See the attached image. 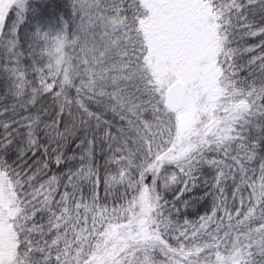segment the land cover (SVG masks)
Returning a JSON list of instances; mask_svg holds the SVG:
<instances>
[{"label":"snow or ice","instance_id":"snow-or-ice-1","mask_svg":"<svg viewBox=\"0 0 264 264\" xmlns=\"http://www.w3.org/2000/svg\"><path fill=\"white\" fill-rule=\"evenodd\" d=\"M0 264H264V0H0Z\"/></svg>","mask_w":264,"mask_h":264}]
</instances>
